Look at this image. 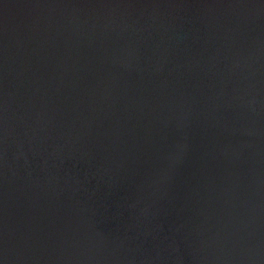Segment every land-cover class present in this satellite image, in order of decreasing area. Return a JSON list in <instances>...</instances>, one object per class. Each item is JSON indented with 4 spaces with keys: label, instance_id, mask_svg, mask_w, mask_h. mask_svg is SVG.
Segmentation results:
<instances>
[{
    "label": "water",
    "instance_id": "95a60500",
    "mask_svg": "<svg viewBox=\"0 0 264 264\" xmlns=\"http://www.w3.org/2000/svg\"><path fill=\"white\" fill-rule=\"evenodd\" d=\"M0 264H264V0H0Z\"/></svg>",
    "mask_w": 264,
    "mask_h": 264
}]
</instances>
